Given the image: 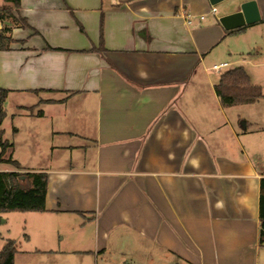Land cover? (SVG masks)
I'll list each match as a JSON object with an SVG mask.
<instances>
[{
	"label": "crops",
	"instance_id": "obj_1",
	"mask_svg": "<svg viewBox=\"0 0 264 264\" xmlns=\"http://www.w3.org/2000/svg\"><path fill=\"white\" fill-rule=\"evenodd\" d=\"M243 1L21 0L32 28L14 27L10 49H0V88L9 90L0 137L12 134L6 155L22 171L48 175L47 210L20 212L24 222L77 215L80 233L64 247L118 250L124 263L155 253L169 264H260L264 167L210 73L245 61L233 45L250 43L264 24L256 0L261 20L228 33L220 17ZM28 136L45 165L27 166Z\"/></svg>",
	"mask_w": 264,
	"mask_h": 264
},
{
	"label": "rangeland",
	"instance_id": "obj_2",
	"mask_svg": "<svg viewBox=\"0 0 264 264\" xmlns=\"http://www.w3.org/2000/svg\"><path fill=\"white\" fill-rule=\"evenodd\" d=\"M5 3V0H0V6ZM252 31L253 36L250 43L241 41L233 45L235 52H245V55L242 57L237 56L238 59L245 58V61L224 67L222 71L224 72L235 66L245 67L250 75L251 81L260 85L264 94V24L256 26ZM229 41L230 39L223 45L225 46ZM248 50L250 53H247ZM210 73L219 81V72L210 70ZM197 75H200V73H197ZM197 75H195L194 79L199 77ZM229 108L228 112L232 113L236 127L242 134V144L245 145L254 162L264 167V96L254 103L231 106ZM244 123L246 127H244ZM29 131H31V135L36 133V129L35 131L29 129ZM28 137L30 139V151L26 149L22 153L26 155L25 160L27 166L45 165L46 153L36 151L35 149L37 147L34 145V141L30 136ZM5 138L9 139V141H14L12 134L9 132L5 134ZM33 138L36 137L33 136ZM29 139L26 140L28 141ZM1 150L2 148H0V152ZM18 153L20 154L19 151ZM49 154L50 152L48 151L47 155ZM37 158L42 159L36 161ZM8 215L9 220L7 222H4L6 215L4 216L3 214L0 218V251L5 245L7 238L16 240L18 251L15 255V264H124L125 260H127L118 250H115L112 254L105 255L103 253L96 254L93 252H72L69 251L70 249H66L64 247L66 238L70 234L78 235L81 230L80 224L84 222V219L77 215L69 216L68 219L65 218L64 222L62 220L56 221L55 218L47 220L31 219L28 224L24 222L23 214L20 212H11ZM90 227L87 225L84 229L88 235L92 234ZM42 230H45L46 234H48L46 245H43L45 238L42 237ZM26 234L31 235L30 241L24 238ZM63 236H65L64 240ZM51 240L53 241L51 242ZM86 241L87 244L90 243V239ZM148 256L145 258L146 261L143 264H169V258L167 256L160 254L156 257L155 253ZM260 264H264V250L261 253Z\"/></svg>",
	"mask_w": 264,
	"mask_h": 264
},
{
	"label": "trees",
	"instance_id": "obj_3",
	"mask_svg": "<svg viewBox=\"0 0 264 264\" xmlns=\"http://www.w3.org/2000/svg\"><path fill=\"white\" fill-rule=\"evenodd\" d=\"M0 6V49H10L15 40L11 36L14 27L32 28L28 19L20 12L21 0H5ZM245 27L230 30L228 33L237 32ZM51 48V47H50ZM61 49V48H56ZM98 52L105 50L104 43V16L100 24ZM216 93L224 107L250 104L261 99L264 94L262 87L251 81L250 75L243 66L230 68L220 75L215 86ZM9 90L0 88V125L7 115L6 101ZM37 114H42L39 110ZM13 143L0 137V163L12 165L16 171H0V215L6 212H45L48 190V175L45 172H25L17 159L6 155L8 147ZM1 218V216H0ZM260 245L264 247V177L261 179L260 197ZM18 251L16 240L8 238L0 251V264H15V255ZM130 264V263H124Z\"/></svg>",
	"mask_w": 264,
	"mask_h": 264
},
{
	"label": "water",
	"instance_id": "obj_4",
	"mask_svg": "<svg viewBox=\"0 0 264 264\" xmlns=\"http://www.w3.org/2000/svg\"><path fill=\"white\" fill-rule=\"evenodd\" d=\"M227 0H209L212 5ZM261 13L256 0H246L240 4L239 10L220 17V21L227 30H234L261 20ZM244 127L246 124L244 123Z\"/></svg>",
	"mask_w": 264,
	"mask_h": 264
},
{
	"label": "built area",
	"instance_id": "obj_5",
	"mask_svg": "<svg viewBox=\"0 0 264 264\" xmlns=\"http://www.w3.org/2000/svg\"><path fill=\"white\" fill-rule=\"evenodd\" d=\"M213 11H216V8H213ZM187 16L190 17L189 14H187ZM202 18H204V16H202ZM189 22H191V20H189ZM227 65H228L227 62H225V63H220V64H215V65L213 66V69H214L215 71H217V72H220V71H221L224 67H226Z\"/></svg>",
	"mask_w": 264,
	"mask_h": 264
}]
</instances>
